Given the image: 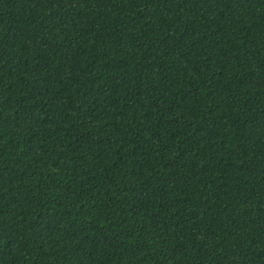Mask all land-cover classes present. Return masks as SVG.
Returning a JSON list of instances; mask_svg holds the SVG:
<instances>
[{
	"label": "trees",
	"instance_id": "16d2710c",
	"mask_svg": "<svg viewBox=\"0 0 264 264\" xmlns=\"http://www.w3.org/2000/svg\"><path fill=\"white\" fill-rule=\"evenodd\" d=\"M0 264H264V0H0Z\"/></svg>",
	"mask_w": 264,
	"mask_h": 264
}]
</instances>
